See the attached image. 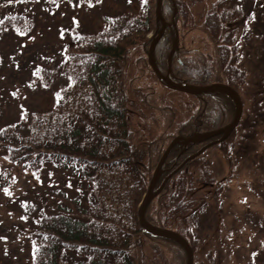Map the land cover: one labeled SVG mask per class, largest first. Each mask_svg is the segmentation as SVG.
I'll list each match as a JSON object with an SVG mask.
<instances>
[{"label":"trees","instance_id":"obj_1","mask_svg":"<svg viewBox=\"0 0 264 264\" xmlns=\"http://www.w3.org/2000/svg\"><path fill=\"white\" fill-rule=\"evenodd\" d=\"M37 1L39 0H0V33L29 32L37 21L33 12L24 13L20 10L18 13H2V10H15L25 5L31 11ZM50 1L55 6L72 5L80 10L85 7L86 12L88 10L93 13L91 8L97 7L101 0ZM175 1V21L180 30V23H184L183 14L189 9V4L182 0ZM129 3V11L105 15L104 23L97 32H86L81 22L78 23L82 30H72V38L63 47L64 62L57 72L67 79V83L55 92L52 105L37 108L31 116L25 112L18 121L6 124L0 131V141L5 143L2 148L6 147L3 158L19 167L26 166L36 179H42L47 168L57 167V177L53 178L60 179L61 183L52 187L58 188L57 194L61 193V189L64 190V200L61 202L56 196L52 199L45 192L48 194L42 201L49 200L58 209L50 211L46 204L36 216L31 213L29 189L21 196L28 198L24 209L29 226L26 239L29 254L25 256L26 262L15 260L11 264H137L131 252V242L137 240L135 237L140 242V260H146L143 237H147L151 242L157 241L160 249L169 242L175 244L180 250L179 264L187 262L186 252L179 243L150 234L141 227L138 217L136 218L137 202L145 193L152 172L169 142L179 134L189 136L196 131L212 130L230 122L234 115V105L221 92L202 93L197 96L199 105L195 112L189 115L190 118L179 122L174 116L175 108L165 106L161 109V104L159 108H155L159 96L153 90L146 73L151 70L147 53L158 27L156 0H139V7L135 11L131 9L136 1L130 0ZM163 4V14L171 21L172 1L164 0ZM230 4L231 0H218L207 11L201 26L210 39L218 38V43L227 42V47L234 42V46L239 47L245 30H240L237 22L242 19L244 12L242 8ZM184 17L187 20V12ZM245 17L254 20L252 14ZM191 19L194 20L192 16ZM250 20L247 25H250ZM46 22L47 25H53L48 17ZM40 27V32L47 29L44 25ZM151 31L152 36H148ZM224 32L228 36L225 39L221 38ZM173 37V28L167 26L156 46V59L164 71L167 69V57ZM137 46L144 49V55L137 58L138 74L130 79L127 64L133 48ZM237 50L231 48L230 52L218 45L216 53L220 67L214 74H209L205 66L195 67V64L207 66L206 59L198 50L187 51L179 46L173 56L172 77L180 82L193 84L224 81L246 93L243 89L245 84L239 83L237 74L231 72L239 61ZM227 60L235 63L226 75L221 76L222 65ZM52 75L51 70L45 67L39 68L38 72L36 70V76H41V83L45 85L49 84ZM130 93L152 109L148 118L151 122L156 119L161 121L158 125L161 126L158 137L150 135L147 140L134 138L128 120V105L132 102ZM260 102L262 112L257 114V124L260 123L259 129H264V94ZM210 105L211 108L208 109ZM213 114H217L215 116L218 118L214 116L212 119ZM236 130L238 129L226 139L234 136ZM253 137L254 135L251 138ZM200 145L191 143L180 153L181 146L176 144L167 156L164 164L167 170L159 183ZM248 148L255 149L248 144L240 151L244 153ZM261 150L264 163V146ZM204 155L202 153L189 160L169 178L161 192L148 205L146 216L149 221L174 228L186 237L189 235L183 225L185 220L194 221L198 214L196 208L200 210L208 203L211 191H215L213 197H220L225 184L222 182L214 190L218 181ZM64 177H70L71 182L63 181ZM70 183L75 188L73 192H81H78L81 197L75 199V205H78L76 208L68 204L71 200V194L68 193L71 190L67 189ZM84 187L85 191L82 190ZM155 200L161 202L159 213L158 210L157 213L151 211ZM14 201L19 204V198ZM119 204L123 206L120 207ZM30 217L33 219L30 220ZM189 241L195 252L196 243L191 239ZM262 250L264 252V247ZM154 255L150 261L147 258V264H157L159 253ZM12 257L13 255H7L3 259Z\"/></svg>","mask_w":264,"mask_h":264},{"label":"rangeland","instance_id":"obj_2","mask_svg":"<svg viewBox=\"0 0 264 264\" xmlns=\"http://www.w3.org/2000/svg\"><path fill=\"white\" fill-rule=\"evenodd\" d=\"M129 1L127 0L126 3V0H101L97 7L91 8L93 13L88 10L86 12L85 7L80 10L72 5L55 6L50 0L37 1L31 7V11H28L25 5L15 10L14 8L2 10V13H18L20 10L24 13L33 12L32 15L37 21L27 33L12 31L0 33V131L6 124L18 121L23 113L27 112L31 116L37 108L52 105L55 92L67 83V79L57 72L64 62L62 51L64 45L73 36L72 30L81 32V24L86 32L99 31L104 23L103 17L127 11V4L132 3ZM135 1L136 4L131 11H135L139 7V0ZM182 1L189 4V9L185 10L188 18L185 20L184 13L182 19L184 23H180L179 42L176 50L179 46L184 47L187 51L198 50L204 56V60L206 59L207 66L195 64V67L196 65L199 68L205 66L207 73L214 74L220 67L216 47L223 46L230 52L231 48H237L238 63L227 60L222 65L221 76L226 75L235 63L231 72L237 74L239 83L245 84L243 89L246 91V93L240 92L244 102V113L234 136L221 143H215L203 152L205 153L204 158L207 159L210 169L218 181L214 190L218 185H222V182L225 184L221 189L220 197H213L215 191L213 193L211 191L209 196L212 199L210 198L200 210L196 208L198 214L194 221L187 219L183 224L190 235L187 234V237L197 245L194 252L195 264H264L262 250L264 247V163L263 150H261L264 146V129H259L260 123L257 124V114L262 112L260 99L264 94V0H231L233 6L243 9L244 16L238 20L237 26L240 30H245L243 40L241 38V45L234 46L233 42L229 45L231 48L227 47V42L220 41L218 43V38L210 39L201 26L207 11L218 0ZM87 9L89 8L87 7ZM250 14L254 17L253 21L245 17ZM173 15L174 12L171 16L173 17ZM191 16L194 20L191 19ZM47 17L51 19V22L53 21V25L45 24ZM249 20L251 23L247 25ZM41 25L47 29L40 32ZM152 34L151 31L148 36H152ZM221 35L223 39L228 37L225 32ZM142 55H144L143 48L138 46L133 48L127 64V75L130 79L138 74L137 58ZM43 67L53 73L47 85L41 83V76L39 78L36 76V70L38 72L39 68ZM167 70L168 62L167 69L162 71L167 73ZM172 72L171 63V75ZM146 76L149 78L153 90L159 96L158 105L155 108H159L160 104L161 109L165 106L175 108L173 109L174 116L178 122L190 118L189 115L199 105L197 96L166 87L157 80L152 69L146 73ZM202 85H206V83ZM130 98L132 102L128 105V120L134 138L139 137L140 140H147L150 135L158 137L161 133V126H158L161 121L156 119L155 122H151L148 118L152 109L133 93H130ZM210 108L211 105L208 109ZM209 111L212 112V110ZM215 115L217 114H213L211 118L214 119ZM221 115L224 116V114ZM257 128L258 132H256ZM39 133L41 134V132ZM252 135H254L253 138H251ZM254 142L256 143L253 144ZM4 144L0 141V264H11V261L15 260L26 262L25 256L29 254L27 249L29 244L26 240L29 226L24 209L28 198L21 196L29 189L31 193L29 199L32 203L31 213H33L32 216H36L39 209L46 204L49 205L50 211L57 210L58 208H54L55 204L50 203L49 200L43 202L42 198L49 193L52 199L56 196L61 202L64 200V195L62 196L64 190L61 189V193L57 194L58 188L52 187L61 183L60 179L53 178L57 177L55 176L57 167L47 168L45 171L47 175L45 174L42 179L39 177L36 179L26 166L20 165L19 167L2 157L6 149V147L2 148ZM248 144H251L255 149L248 148V151L242 153L240 150ZM67 178L64 177L63 181L71 182L70 177ZM85 188L82 190L85 191ZM67 189L71 190L68 192L71 194L68 204L76 208L78 205H75V199L81 197V192L80 190L78 191L80 193L73 192L75 188L72 183ZM53 193L56 194L53 195ZM143 196L144 193L137 202V209ZM17 198H19V204L14 201ZM155 202L156 200L151 211L157 213L156 210H158L159 213L161 202L157 201V204ZM84 204L86 206V203ZM32 219L30 217V220ZM135 238L137 240L131 242V252L137 264H147L156 253H159L157 264H179L180 250L175 244L169 242L160 249L157 241L151 242L147 237H143L146 260H140L138 257L140 242L138 237ZM7 255L10 257L13 255L12 259H3Z\"/></svg>","mask_w":264,"mask_h":264},{"label":"water","instance_id":"obj_3","mask_svg":"<svg viewBox=\"0 0 264 264\" xmlns=\"http://www.w3.org/2000/svg\"><path fill=\"white\" fill-rule=\"evenodd\" d=\"M174 4V0H172ZM175 14H176V5L174 4V15L172 17V22L169 23L165 16L163 15V0H157L156 1V17L157 20L161 23L160 26L158 27V33L153 36L149 51H148V61L149 64L152 66L153 70L157 74L158 78L161 79L169 88L174 89V90H179L183 92H187L190 94L194 95H199L201 93H207V92H222L226 95H228L231 100L233 101L235 105V114L234 118L230 123L227 125L213 129L210 131H205V132H195L193 135L185 137L183 135H178L176 136L167 146L166 150L162 154L155 170L154 173L150 179L148 188L146 193L144 194L138 208V217L141 226L143 229H145L148 233L160 236V237H167L170 238L171 240H174L175 242L179 243L186 251L187 254V263L186 264H194V253H193V248L190 244V242L185 238L182 234H180L178 231L173 230L168 227H162V226H157L153 223H151L147 218H146V209L149 203L152 201V199L161 191L163 186L167 183L168 179L178 171L189 159L199 155L202 151H204L209 145H212L213 143H217L225 139L227 136L231 134L233 129L237 126L238 122L240 121L242 112H243V102L240 93L231 85L224 83V82H213L210 84L206 85H198V84H190V83H184V82H177L171 77V63H172V58L174 55V52L178 46L179 42V31L177 29L176 23H175ZM170 24L174 27L175 31V38L173 40V45L172 49L169 53L168 56V72L163 73L157 64V60L155 57V48L162 37L165 28L167 25ZM222 134L218 139L209 142L208 144L204 145L201 147L197 152L194 154L188 156L187 158L184 159V161L172 172L167 174L162 183L158 188H156L159 179L161 178L164 169L163 165L165 163V158L168 156L170 153L172 147L175 144H183L184 146H187L189 143H196V142H201L204 141L212 136Z\"/></svg>","mask_w":264,"mask_h":264},{"label":"bare ground","instance_id":"obj_4","mask_svg":"<svg viewBox=\"0 0 264 264\" xmlns=\"http://www.w3.org/2000/svg\"><path fill=\"white\" fill-rule=\"evenodd\" d=\"M218 135H222V134H218ZM163 154V153H162ZM162 156V155H161ZM166 159H167V157L165 158V162H166ZM151 223H153V222H151ZM153 224H155V223H153ZM156 225V224H155ZM157 226H159V225H157ZM178 231V230H177ZM179 233H181L180 231H178ZM164 238H167V237H164ZM167 239H170V238H167Z\"/></svg>","mask_w":264,"mask_h":264}]
</instances>
